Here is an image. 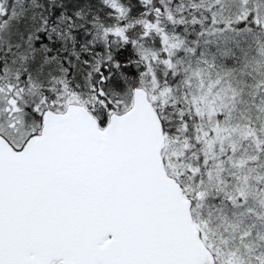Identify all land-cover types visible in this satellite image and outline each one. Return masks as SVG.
I'll return each instance as SVG.
<instances>
[{"label":"snow or ice","instance_id":"6c2138e0","mask_svg":"<svg viewBox=\"0 0 264 264\" xmlns=\"http://www.w3.org/2000/svg\"><path fill=\"white\" fill-rule=\"evenodd\" d=\"M0 264H264V0H0Z\"/></svg>","mask_w":264,"mask_h":264}]
</instances>
